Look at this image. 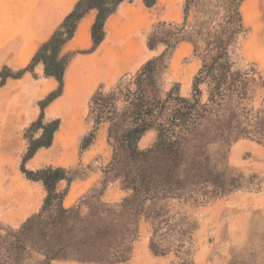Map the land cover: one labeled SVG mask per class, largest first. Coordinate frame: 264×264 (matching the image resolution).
<instances>
[{
    "label": "trees",
    "instance_id": "1",
    "mask_svg": "<svg viewBox=\"0 0 264 264\" xmlns=\"http://www.w3.org/2000/svg\"><path fill=\"white\" fill-rule=\"evenodd\" d=\"M132 1L78 0L26 67L12 70L5 66L0 71V88L9 79L33 73L37 65L42 66L45 78L57 83L37 102L39 115L25 130L28 146L20 163L25 179L39 184L45 195L37 212L18 228L0 233V264H51L58 260L122 264L138 238L141 216L151 225L149 249L155 256L173 254L171 264H194L188 248L189 223L184 216L167 217L160 204L170 199L207 203L235 187L233 180L220 172L218 162L212 161L211 151L224 149V134L234 129L230 118L219 112L227 102H235L237 107L247 94L248 81L233 69L228 52L233 36L244 31L240 8L245 0H185L181 25L160 22L148 35V50L162 47V52L146 60L134 78L125 75L114 89L104 92L100 88L92 94L87 115L92 127L80 137L78 155L94 144L99 128L105 125L111 160L101 170L104 179L99 186L75 205H64L71 184L81 177L73 168H26L40 149L52 146L59 131L60 119L44 121V111L63 94L66 69L77 54H64L63 49L74 37L78 23L89 11H95L91 26L94 51L104 40L108 18L120 4ZM142 1L151 8L158 0ZM193 10L196 15L188 28ZM211 12L220 23L203 33L199 25L211 18ZM164 26L172 30H161ZM181 41L193 44L194 56L201 62L188 97L180 96L178 83L166 91L163 81L171 52ZM152 130L156 131L154 142L146 150L139 149L140 140ZM115 182L129 195L118 203H106L105 191ZM61 183L65 186L59 190Z\"/></svg>",
    "mask_w": 264,
    "mask_h": 264
},
{
    "label": "rangeland",
    "instance_id": "2",
    "mask_svg": "<svg viewBox=\"0 0 264 264\" xmlns=\"http://www.w3.org/2000/svg\"><path fill=\"white\" fill-rule=\"evenodd\" d=\"M35 1L40 0H0V34L12 27L11 19L16 15V7ZM250 1L253 2L252 5L244 9ZM183 4L184 0H162L156 12L168 8L167 17L176 19L178 15L182 17ZM240 11L244 31L233 36L228 45V52L233 69L243 74L248 81L247 94L237 107L235 102H227L219 112L226 119L230 118L234 129L232 133L224 134V149L219 153L214 149L211 151L212 161L218 162L220 172L233 180L235 187L224 195L211 198L207 203L170 199L160 204L164 206L163 212L167 217L184 216L189 223L191 242L188 248L194 264H264V0H245ZM195 15L196 11H191L188 28ZM215 16V13L211 12L210 19L201 21L199 27L203 33L213 24L218 26L220 22L215 20ZM160 22L163 20L159 19L151 28L142 31L145 44L154 26ZM181 23L182 18L176 25ZM161 30L172 28L164 26ZM162 50V47H158L154 53L145 50L134 59V64H139L140 68L118 76L107 84L97 83L93 88L89 84L78 89L76 78L70 74L63 100L53 104L47 113L45 109L44 121L59 118L60 128L54 145L40 152L39 157L35 158L37 166L31 170L44 166L71 167L81 175L80 179L70 186L69 196L64 200L66 207L75 205L90 189L99 186L104 179L101 170L111 160V149L106 137L103 141H95L94 146L81 156L78 155L79 139L92 127L87 119L92 94L100 88L104 92L114 89L125 75L127 78H134L144 62ZM193 50L190 41H181L171 52L169 66L163 76L166 91L178 83L180 96H190L192 78L201 65ZM68 53L71 52L64 54ZM27 60L24 58V63ZM33 78L39 81L42 77L35 74ZM50 89L51 86L47 85L42 90H37V95ZM201 89L202 102H205V86ZM25 95L21 89L16 91L15 97L10 101H5L3 105L2 100L0 101L1 234H4L6 229L18 228L28 216L37 212L45 195L39 184L27 181L20 172L21 159L28 146V141L24 138L25 130L29 126L24 120L29 109L25 103ZM31 98H34L33 94ZM37 102L34 98L32 104H35L36 110L39 111ZM5 117L12 120H5ZM155 137L156 131L147 132L138 144L139 149L146 150ZM64 186L61 183L58 189L62 190ZM128 195L129 191L122 190L119 182H115L109 184L103 200L115 204ZM27 208H31L30 214ZM151 231V225L145 217H139L138 238L132 244L129 259L122 264H171L175 260L173 254L158 257L150 251ZM51 264L80 263L58 260Z\"/></svg>",
    "mask_w": 264,
    "mask_h": 264
},
{
    "label": "crops",
    "instance_id": "3",
    "mask_svg": "<svg viewBox=\"0 0 264 264\" xmlns=\"http://www.w3.org/2000/svg\"><path fill=\"white\" fill-rule=\"evenodd\" d=\"M77 1L40 0L39 2L35 1L34 3L16 7V15L11 19L12 27L0 34V71L5 66L12 70L26 67L39 46L52 36ZM161 2L162 0H158L151 8H147L142 0H133L131 3L124 2L120 4L116 13L106 21L104 40L94 51H91V26L95 20L96 13L93 10L89 11L78 23L74 37L64 46L63 53L71 52L77 54L72 58L66 69L62 96L46 108V113L53 104L63 100L65 97V89L70 74H73L74 78H76L77 84H79L78 89L82 85L87 86L89 84L93 88L97 83L107 84L118 76L140 68L139 64H134V59L145 50L148 53H154L155 51H150L146 48L145 39L141 34L142 31L151 28L159 19H162L163 22L177 24L183 17L182 14V17L178 15L176 19L168 18V8L164 11L156 12ZM15 5L18 6L16 3ZM251 5V1L246 4V6ZM24 58L28 59L26 63H24ZM35 74L42 78L39 81L34 80L33 76ZM47 85H50L51 89L47 92L41 91L37 95V90H42ZM56 86V81L53 78H45L42 66L37 65L34 67L33 73L26 72L20 79L7 80L6 84L0 88L1 105L5 101L8 102L14 98L16 91L23 89L25 96H27L25 103L29 107L24 120L26 124H30L36 120V114L39 112L36 110L35 104H32L34 98L39 101ZM32 94L34 98H31ZM5 120L11 121L12 119L5 117ZM106 130L105 125L99 128L96 142L105 139ZM55 136L52 146L55 143ZM42 150L46 149H40L26 163V168L31 170L37 166L35 158L39 157ZM67 196H69V192ZM29 210L27 212L30 214Z\"/></svg>",
    "mask_w": 264,
    "mask_h": 264
},
{
    "label": "bare ground",
    "instance_id": "4",
    "mask_svg": "<svg viewBox=\"0 0 264 264\" xmlns=\"http://www.w3.org/2000/svg\"><path fill=\"white\" fill-rule=\"evenodd\" d=\"M252 3H253V2H252ZM245 8H247V6H246V7H244V9H245ZM84 32H85V31H84ZM78 65H79V64H78ZM103 140H104V139H103Z\"/></svg>",
    "mask_w": 264,
    "mask_h": 264
}]
</instances>
